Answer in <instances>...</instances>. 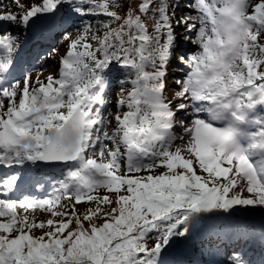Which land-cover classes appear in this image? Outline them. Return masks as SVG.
I'll return each mask as SVG.
<instances>
[{
  "label": "snow or ice",
  "instance_id": "obj_1",
  "mask_svg": "<svg viewBox=\"0 0 264 264\" xmlns=\"http://www.w3.org/2000/svg\"><path fill=\"white\" fill-rule=\"evenodd\" d=\"M127 2L123 15L121 0H41L26 11L12 0L17 11H0V23L17 27L64 4L80 17L108 18L97 32L89 26L66 36L59 76L46 81H7L18 37L0 32V162L72 165L51 197L0 199V264H160L162 250L187 236L201 214L264 206V116L257 114L264 109V0H192L196 15L178 17L179 0ZM181 39L199 50L179 53ZM173 60L188 68L174 81L175 105L164 95ZM114 66L128 71L132 87L120 88L110 115L106 76ZM189 111L190 120L180 115ZM157 167L166 171L152 175ZM142 171L149 174L132 175ZM23 179L11 175L6 188ZM101 188L115 201L94 194ZM65 199L96 207L81 218L75 204L59 210ZM38 209L64 219L37 222L27 213ZM233 264L244 262L237 256Z\"/></svg>",
  "mask_w": 264,
  "mask_h": 264
},
{
  "label": "rangeland",
  "instance_id": "obj_2",
  "mask_svg": "<svg viewBox=\"0 0 264 264\" xmlns=\"http://www.w3.org/2000/svg\"><path fill=\"white\" fill-rule=\"evenodd\" d=\"M36 1H39V0H36ZM20 3L22 5H24L23 10L26 11L27 7H28V2L20 0ZM191 3H192V0H179V8L176 9L177 17L180 16V15L189 14V13L191 15H196L195 9L188 7V5L191 4ZM0 4L4 5V8L0 9V11H6L8 9H11L13 12L17 11L16 6L14 4H12V0H6V2H3L2 0H0ZM50 15L51 16H49L48 14L40 15L35 20V22L31 23L28 27H17V26L16 27H10L9 26L10 23H8V22L0 23V25H1V27H0L1 31L0 32L7 30V31L12 32L13 35H15L16 37H18L17 45H16V52L13 54L14 63L18 60V56L17 55L21 56V57H19L20 60H22L24 58V61H27L32 56L35 57V58H37V57L40 58V59L36 60L35 68L32 71V73L29 75L32 78L33 81L37 77H39L42 81H46V78L48 76H50V75L53 76V77L58 78L59 69L61 67V63H60L61 57L67 51V48H68V45H69V42H70L69 39L66 38V36L68 35L66 33L71 31L70 32L71 37L75 38L79 34H81L82 32H84L86 30V28L77 29V26L75 25V26H71L70 29H68L69 31L68 30L66 32L57 31V32L54 33L55 39H56L57 42L55 41L54 46H52L53 48H58L59 49V51L56 53L57 55L50 56L49 54H46L43 57H41L40 55H34L33 54L34 51H31V46L28 45V43L30 42L29 40H27L28 34H29L28 32H30L31 34L40 35L41 31L49 32L50 29H53V31H54V29H55L54 28V24L57 21H59L58 19L60 17V13L57 11L55 14H50ZM176 34H177L178 37H182L185 33L183 32L182 29H177L176 30ZM189 35H192V34H189ZM179 43H180L179 53H194V52L199 50L197 45L192 44L189 41H185V40L181 39L179 41ZM30 51H31V53H30ZM14 63H13V65H14ZM175 64H176V62H175V60H173L170 63L169 67H168L167 88H166L165 93H164L165 98L167 100H173L174 87L175 88L179 87V86H175L174 85V81L176 79L183 78L185 73L188 71L187 67H184L183 69H179V68H177L175 66ZM148 70L151 71V69H148ZM11 78H13L15 80L17 78V75L14 73V70H12V69H10V73H9V76L7 77V81L11 82L10 81ZM12 81H14V80H12ZM20 81L22 82L23 80H20ZM18 99L19 98H17V102H18ZM175 103H178V101L173 100V105H175ZM259 110L260 109H258V111ZM105 112L111 115V114H114L116 112V110H113L112 108L108 107V108H106ZM263 113H264V110H261L257 114L264 116ZM187 114L188 115L186 116L185 112H181L180 113L181 116H185L187 119L190 120L192 118V113L189 111ZM201 116L203 118H207L206 114H201ZM36 164H38V162ZM27 165H29L30 168L31 167H33V168L35 167V164H32L30 162H28ZM18 166H21V165L13 164V165L9 166V165H6V164L0 162V169L2 170L1 171V175H0V187H1L0 188V199H15V197L9 198L10 193L13 192V191L17 195L21 196V199H24L25 196L23 195L24 193L21 192V188L18 187V188H20V190H18V191L16 189L17 186L22 185V183H23L22 181L17 186L13 187L11 190H8L6 188V182H7L8 177H10L13 174H16L15 173L16 170L21 169V168H18ZM16 168H18V169H16ZM162 169H163V167H157L156 169H154L151 172V174L152 175L161 174V173H163ZM24 170H22V171H24ZM196 170H197V174H202L199 171L198 166H196ZM123 171L124 170L122 169V172ZM62 173H64V172H62ZM22 174H25V171ZM148 174H149L148 172L144 171L143 174L133 173L132 175L146 176ZM62 179H63V177H62ZM59 180H61V179H58L57 182H54V180L53 181H47L46 184L48 186L42 191L41 190L37 191L38 195H39V198H35L33 196V194L35 192L31 193V198H33V199H44V198H48V197H51V196L57 194V193H55V189H56V187H58V181ZM19 192H20V194H19ZM94 194L102 195V196L103 195H109L112 200L116 199V194L115 193H108L103 188L99 189ZM242 195L246 196L247 198L249 197V194L246 191L243 192ZM25 198H27V196ZM18 200H20V199H18ZM65 205H66V201L62 200L61 201V206L59 207V210L62 211V212L65 211L66 210V207H64ZM72 205H74V204H71V206ZM233 210L234 209L230 210L229 212H232ZM239 213H240V216L242 215V217L244 219H247V217L243 216V215L247 214V211L241 210V211H239ZM18 214L24 215V212L23 211L22 212H18ZM27 214L30 217L34 216V218H35V220L37 222L42 221V220L43 221H47L48 219H56V220L63 219L62 216L54 218V217L51 216L50 212L42 211V210H39V209L36 210L35 213H33L31 210H29V212ZM86 222L88 223V227H89V222L88 221H86ZM73 227H75V226H73ZM46 229L47 228H45V229H34L33 230V235L40 236L41 234H43V232L47 231ZM185 239L183 238L182 241L180 240L179 243H177V245H176V247L174 249L175 252H178V253L186 252V250L188 249V245L186 244ZM163 252L164 251H162L160 257H162ZM244 264H246V263L244 262Z\"/></svg>",
  "mask_w": 264,
  "mask_h": 264
},
{
  "label": "trees",
  "instance_id": "obj_3",
  "mask_svg": "<svg viewBox=\"0 0 264 264\" xmlns=\"http://www.w3.org/2000/svg\"><path fill=\"white\" fill-rule=\"evenodd\" d=\"M26 1V0H23ZM27 2H30L33 5L40 4L41 1H36V0H27ZM140 2V0H133L131 2V6L133 8L137 7V4ZM171 2V0H169ZM121 3L124 5V8L121 10V15L124 14V11L127 10L128 7V2L127 0H121ZM59 21L55 24L54 28L58 29L60 32H65L70 26H77V29L81 28H88L89 26L91 27L92 32H97L98 27L100 26L102 21H107V17L105 16H84L80 17L76 15L74 12H72L70 6L68 4H64L59 8ZM169 14H171V10L169 11ZM12 27H15L16 25L10 24ZM112 27H117V23L113 22ZM104 29L99 28V33L102 34ZM149 34H152V28L150 24V17H149V28H148ZM53 32V29H50V33ZM261 41H264V35L260 37ZM51 44H53L52 39H46L45 37H42L40 40H38V43H36V48H41L43 51L51 52L52 55H56L52 53V48ZM95 43L93 42V47L95 48ZM127 46V45H126ZM128 77V71L126 69H120L116 66L112 68V70L107 74L106 79L110 81L109 87L106 90V100L107 104L104 110L106 108H112L113 110H116L115 108V98L117 92L120 90L121 87L125 89V94H127V91H129L132 87V85L128 82H125ZM134 78V77H133ZM124 111H127V109H122L121 114H123ZM113 122V126H114ZM109 131H111V126L109 127ZM164 169V170H163ZM162 172H165L166 169L163 168ZM124 170V169H123ZM62 176L67 174L68 169L60 170V172H63ZM180 171V170H177ZM144 171L140 172L139 174H143ZM45 175L41 177L44 180H48V177L52 176L54 174V170L51 169H45L44 170ZM200 175H206L204 173ZM38 177V178H39ZM239 189V186H238ZM238 189L234 191H238ZM102 197V195H99ZM104 196V195H103ZM245 198H247L245 196ZM66 201V210L67 211L69 208H71V204H75V201L72 199H65ZM115 201V200H113ZM96 207L94 202H84L80 204H75V211L78 215L82 216L87 212L89 209H94ZM111 207H115V204L111 205ZM258 207H262L261 205H255V206H242L239 205L238 209H256ZM109 206L105 205L104 206V211H108ZM225 212H213V213H204L201 214L199 222L191 227L190 233L185 236V237H174L173 240L170 242L168 246L165 247V251L162 254V257L159 258L160 264H200L194 260H188L186 258V255L184 254H175L173 253L174 248L176 244L182 240L183 238L185 239L186 237L189 238V241L191 242L196 256H198L199 260H202L203 258H206L208 255H211L213 252L219 254V252L224 253L226 248V237L227 233L223 230L222 226L223 224L218 222L221 221V217L225 216ZM235 214V213H234ZM215 216L216 218L218 217L216 222H213V226L211 227H206V224L208 223L209 220H211ZM64 219V217H62ZM92 223H103V219H97L93 218L91 221ZM75 223H73L72 227L75 226ZM85 227H88V223L85 221L84 222ZM75 228V227H73ZM48 230V229H46ZM201 231L202 233L200 235H197V232ZM251 232H249V235ZM42 235V234H41ZM197 235V236H195ZM156 234L153 233L150 235V237L147 239V247L150 249L154 247L156 241L155 238Z\"/></svg>",
  "mask_w": 264,
  "mask_h": 264
},
{
  "label": "water",
  "instance_id": "obj_4",
  "mask_svg": "<svg viewBox=\"0 0 264 264\" xmlns=\"http://www.w3.org/2000/svg\"><path fill=\"white\" fill-rule=\"evenodd\" d=\"M44 164L47 166H50V167H63V166L68 165V164H65L63 162H52V163H45L44 162Z\"/></svg>",
  "mask_w": 264,
  "mask_h": 264
},
{
  "label": "bare ground",
  "instance_id": "obj_5",
  "mask_svg": "<svg viewBox=\"0 0 264 264\" xmlns=\"http://www.w3.org/2000/svg\"><path fill=\"white\" fill-rule=\"evenodd\" d=\"M37 59H40L39 57H37Z\"/></svg>",
  "mask_w": 264,
  "mask_h": 264
}]
</instances>
